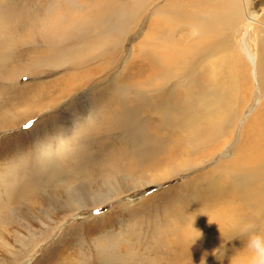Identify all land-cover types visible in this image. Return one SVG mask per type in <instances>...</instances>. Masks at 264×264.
<instances>
[{
	"label": "rangeland",
	"instance_id": "1",
	"mask_svg": "<svg viewBox=\"0 0 264 264\" xmlns=\"http://www.w3.org/2000/svg\"><path fill=\"white\" fill-rule=\"evenodd\" d=\"M117 1L123 18L86 25L101 0H0V264H264V174L226 167L261 103L259 86L236 71L229 121L209 136L216 92L202 70L193 98L172 78L158 92L169 111L143 102L138 94L158 73L144 70L152 60L142 46L169 37L161 11L188 20L191 7ZM236 23L233 49L244 60L249 39L258 54L264 0H249ZM184 109L190 124L175 116ZM68 187L79 192L75 205ZM220 207L217 225L208 219ZM192 228L204 232L180 255L178 244L189 242L180 235Z\"/></svg>",
	"mask_w": 264,
	"mask_h": 264
},
{
	"label": "bare ground",
	"instance_id": "2",
	"mask_svg": "<svg viewBox=\"0 0 264 264\" xmlns=\"http://www.w3.org/2000/svg\"><path fill=\"white\" fill-rule=\"evenodd\" d=\"M175 1L178 2L177 4H179L180 2V0ZM183 2L186 6L191 7L192 18L188 20H180L177 17H173L172 15L161 11V16L159 18L162 24H166L165 26H168L167 34H169V37L167 36L168 38L166 39L158 38L157 42H154L152 40L154 43H151L152 47L149 49L147 44L143 45L141 48L143 57L146 58L147 56H151L152 60L146 62L144 70L148 69L149 73H158V75H154L155 79H153L149 85L146 84V89L142 92L139 91L140 93L138 94V96L141 98V100H143V102H147L149 105H152V107L155 106L156 109L158 108V110L160 109L162 112H165L166 106L169 105H164L162 103L163 101L158 92H163V90H165L171 80H173L172 78H175L177 84L182 87V91H185V99L188 100L190 98H193V76L198 70H202L204 74V76L202 77V83H205V80L209 79V83L207 84H209V87H211V90L213 92H216L215 98L212 99V101L209 100L208 107H206V110H208L209 113L205 111L210 116L208 118V122L203 126L205 129L204 134L207 132L209 136L213 132H221L223 123L229 121V117L225 114V108H228L230 104H234L238 98V93L236 92L237 94H235L234 91L235 89H238L240 87V81L238 78L234 79V74L238 76L236 71L241 69L243 72V84L246 86L247 83H251L253 81V83L259 86L260 93L263 96H261V103L259 104L255 115L252 116V118H250L242 126L240 131L239 144L236 146V150L232 159L228 161V163L226 162V167L230 169V172L233 171L237 175L246 174L251 171H253V173H257L258 175H262L264 174V42L262 41V45L257 54L253 51V47L251 46L252 41L248 39L247 44L245 45V49L242 51L245 56V59L243 60L239 53H236V51L233 49L234 43L232 41V35H230L232 29L237 24V13L241 10L243 12L248 11L249 0H241L240 4V0H187L186 2ZM177 4H173L172 6L168 7L169 9H173L174 12L176 11L178 13L179 5ZM114 13H118L121 17H124L125 12L123 9V4L120 1L118 2L117 0H101V4L98 6V8H96V11L93 12V15L91 14V17L88 16L85 24L90 25L91 23H95V20L97 21V18L100 16H106L109 18V16ZM249 18L250 20H253L252 17ZM125 24L126 23L123 24L122 22L116 23V25L120 27V29H123ZM181 24L188 25L189 31L192 32L190 34L186 30L190 36H185L186 34L183 35L182 33L179 34L182 40L179 38V41L181 40V42L177 43L178 40H173L172 37L176 33L178 34L179 26ZM228 28L230 30H228ZM167 75L170 76L169 79L167 78ZM138 76L140 75L138 74ZM150 76L151 74L149 75V77ZM209 97H211V95ZM186 114L187 110L184 109L180 115L175 114V116L176 118L182 119L184 121L192 122L190 117L193 116L187 117L189 116V114ZM228 136L226 138V142L231 140L233 137L232 134L231 136L230 134ZM218 166H224V164L220 163L218 164ZM239 171L241 172L239 173ZM236 181L238 182L237 179ZM73 188L74 187H68V200L71 204L75 205V203H78L81 198L79 197V192L77 193V191H75L76 189L73 190ZM241 201L243 202V200ZM229 202L233 204L231 200ZM29 203L31 204V202ZM226 208L228 209V207ZM215 212L216 213L214 215L212 212L210 213V215L212 216H209L208 214V220H210L211 222H215V224L218 225L226 217L225 207H220ZM6 224L7 223H1L0 227ZM5 227L6 226L3 227L4 231ZM203 232V230L192 228L190 230H187L183 236L180 235V239H187L189 242L178 244L174 239H172L171 243L176 246L178 244V248H180V255H183L182 251L186 252L188 251V249L197 247V244L195 242L198 241L197 238H201V236L199 235ZM206 232L211 233V231ZM0 235L1 237L3 236V231ZM203 249L204 252H207L208 250L207 248H205V245ZM249 260H251V258H249ZM231 263L239 264L240 262L231 261Z\"/></svg>",
	"mask_w": 264,
	"mask_h": 264
}]
</instances>
